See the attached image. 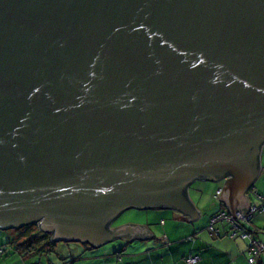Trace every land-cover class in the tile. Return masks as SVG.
<instances>
[{
	"label": "water",
	"instance_id": "water-1",
	"mask_svg": "<svg viewBox=\"0 0 264 264\" xmlns=\"http://www.w3.org/2000/svg\"><path fill=\"white\" fill-rule=\"evenodd\" d=\"M264 144V0H0V229L158 242L131 209L234 217Z\"/></svg>",
	"mask_w": 264,
	"mask_h": 264
},
{
	"label": "crops",
	"instance_id": "crops-1",
	"mask_svg": "<svg viewBox=\"0 0 264 264\" xmlns=\"http://www.w3.org/2000/svg\"><path fill=\"white\" fill-rule=\"evenodd\" d=\"M263 172L264 164L260 166L258 175H262ZM227 178L228 176H224L218 181L194 180L187 186L188 198L192 202L194 208L199 212V217L195 220L189 221V215L182 214L181 211L173 208L138 209L170 210V213L168 214L172 217V221H170L171 223L169 222V224H163V228L159 230L162 236L159 238L158 242H143L136 241V239L123 240L119 238L109 242L118 240L121 243L127 245L137 242L141 254L142 247L144 245L148 246L150 244V247L147 250L149 253L146 259L147 261L145 260L143 264H187L185 262L186 257L194 255L199 257V260L194 264H248L246 252L248 245L247 241L241 239L237 235L233 237L228 235V232L231 230L230 223L226 221L216 223L215 228L218 230L216 235L210 233L207 229L210 216L217 212H230L226 206V203L222 200H219L220 194L216 196V191L218 189L222 191V186ZM255 180L243 193L246 195L249 206L256 202V199L251 191L257 192L258 194L264 196L263 184L260 186V189L253 188ZM193 186H196V188H192ZM192 189L198 192H201L202 189L212 191V200L214 203H211V205L209 204L210 207H203L207 200H203V204V201L200 198L196 201L191 194ZM234 211H238V209L234 207ZM120 224L121 225L117 228L143 225L149 227L153 235L156 236L154 230L148 223L125 222ZM251 228L253 229L252 236L256 240L264 243V212L258 213L252 218ZM12 238H15V236L11 237L10 240ZM109 242L101 244L97 248ZM76 244L77 245L74 246L65 245V248L61 250L66 251L61 255L59 254L60 258L58 254L41 252L38 254L37 259L35 258V254L27 256L19 255L14 251V246L11 245L10 248L12 253L14 251V253L20 256V260L16 258L13 262H11V264H111V261H109V256L104 254H96L94 251L88 252L87 250L96 249L92 248L89 243ZM75 251H77V253H72ZM8 252L9 251L2 255H7L9 254ZM140 253H138V255ZM117 255L119 256L118 259H120V255ZM259 261V264H264V255L261 256Z\"/></svg>",
	"mask_w": 264,
	"mask_h": 264
},
{
	"label": "rangeland",
	"instance_id": "rangeland-1",
	"mask_svg": "<svg viewBox=\"0 0 264 264\" xmlns=\"http://www.w3.org/2000/svg\"><path fill=\"white\" fill-rule=\"evenodd\" d=\"M264 146V144H263ZM263 146L261 148L260 152V166L264 164V150ZM264 185V172L262 175H258L257 179L254 182L253 188H259L261 185ZM192 188H196V186H193ZM193 198L197 201L199 198L202 199V201L207 200L206 204L203 205V207H210L211 203H214L212 200V191L204 190L202 189L201 192H198L196 190L192 189L191 192ZM264 197V196H263ZM202 202V204L204 203ZM210 204V205H209ZM170 210H138V209H131L128 212H126L116 223H125V222H135V223H148L150 227L154 230L155 235L157 237H161V233L159 232L160 229L163 228V224H169L170 221H172V217L169 216ZM171 223V222H170ZM36 227H39L38 224H35ZM18 229H8V230H2L0 229V245H6L8 240L11 237L17 236ZM163 234V233H162ZM167 244V243H165ZM66 246H74L77 245L76 243L70 242V243H63V242H57L54 246L53 252L50 254H62L65 253L66 250H61L65 248ZM44 249H49L48 246L43 245ZM150 244L144 245L142 247V254L140 253L139 246L137 242H134L132 244H123L120 241L116 240L113 242H109L99 248H96L94 250H87L88 252H95L96 254H104L109 256V261H111V264H143L144 261L147 259V255L149 254L147 250L149 249ZM71 248V247H70ZM124 248V249H123ZM120 250V252H119ZM9 251L7 255H0V264H11V262L14 261V259H19L20 256L16 253H12L11 248H8ZM6 251V252H7ZM77 253V251L72 252ZM138 253H140L138 255ZM39 252L35 254V258H38ZM80 254V252H79ZM78 254V256H79ZM120 255V259H118V255ZM144 254V255H143ZM59 255V258H60ZM77 255V254H76ZM54 256V255H52ZM56 257V255H55ZM147 261V260H146ZM147 264V263H146Z\"/></svg>",
	"mask_w": 264,
	"mask_h": 264
},
{
	"label": "built area",
	"instance_id": "built-area-1",
	"mask_svg": "<svg viewBox=\"0 0 264 264\" xmlns=\"http://www.w3.org/2000/svg\"><path fill=\"white\" fill-rule=\"evenodd\" d=\"M221 190L216 191V196L220 194ZM256 199V202L251 204L244 216L239 211H234V217L231 212H219L213 214L207 226V229L211 233H217L218 230L215 228V224L221 221L230 223L231 230L228 235L230 237L239 236L241 239L247 241V263L257 264L262 255H264V243L256 240L252 236L251 220L257 213L264 212V197L259 195L257 192L251 191ZM4 251V247L0 246V253ZM199 260L197 255L186 257L185 262L187 264H194Z\"/></svg>",
	"mask_w": 264,
	"mask_h": 264
},
{
	"label": "trees",
	"instance_id": "trees-1",
	"mask_svg": "<svg viewBox=\"0 0 264 264\" xmlns=\"http://www.w3.org/2000/svg\"><path fill=\"white\" fill-rule=\"evenodd\" d=\"M217 213H219V212H217ZM213 234H215V233H213ZM8 241L9 242L6 243L7 246L6 245H0V246L4 247V251L0 254H4L8 250V248H10L11 245L14 246V248H13L14 251L17 252L21 256L22 255L23 256L32 255V254H36L37 252H39V253H41V252L42 253H44V252L45 253H51V252H53L54 246L57 243L55 241H52V233L45 232L41 228L36 227L35 225H26V226L19 228L17 236H15V238H12L11 240L9 239ZM43 245L48 246L49 249H44L42 247ZM259 262L260 261H258L257 264H259Z\"/></svg>",
	"mask_w": 264,
	"mask_h": 264
},
{
	"label": "flooded vegetation",
	"instance_id": "flooded-vegetation-1",
	"mask_svg": "<svg viewBox=\"0 0 264 264\" xmlns=\"http://www.w3.org/2000/svg\"><path fill=\"white\" fill-rule=\"evenodd\" d=\"M119 216V215H118ZM117 216V217H118ZM117 217L113 220V221H111L109 224H108V227L111 229V228H114V227H118V226H120L121 224L120 223H116V220H117Z\"/></svg>",
	"mask_w": 264,
	"mask_h": 264
}]
</instances>
